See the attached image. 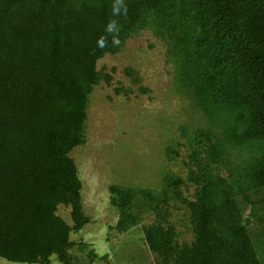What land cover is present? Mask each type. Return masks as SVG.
<instances>
[{
    "label": "trees",
    "instance_id": "1",
    "mask_svg": "<svg viewBox=\"0 0 264 264\" xmlns=\"http://www.w3.org/2000/svg\"><path fill=\"white\" fill-rule=\"evenodd\" d=\"M115 3L0 0V259L49 264L54 256L70 264L69 234L88 220L69 153L84 142L92 88L111 80L96 62L150 31L174 63V85L207 124L191 139L199 148L190 153L195 191L182 200L193 240L174 243L157 208L164 194L148 189L108 186L113 229L135 227L141 208L155 218L140 229L155 264H261L234 200L248 203L264 189V0H123L118 15ZM111 21L117 31L109 33ZM227 149L247 158L233 165ZM209 166L227 170L229 181ZM177 184L162 178V191L176 193ZM59 206L72 226L56 214Z\"/></svg>",
    "mask_w": 264,
    "mask_h": 264
},
{
    "label": "rangeland",
    "instance_id": "2",
    "mask_svg": "<svg viewBox=\"0 0 264 264\" xmlns=\"http://www.w3.org/2000/svg\"><path fill=\"white\" fill-rule=\"evenodd\" d=\"M166 56L165 44L150 31L129 37L114 55L96 62V70L106 73L108 85L100 82L88 96L83 144L69 153L81 182L82 212L88 222L71 231L68 250L70 264H155L142 241L140 229L155 223L151 212L136 209L137 225L126 233L113 226L117 212L109 204L108 186L148 189L164 194L166 204H158L166 223L175 232L174 243L182 247L193 240L188 213L182 200H192L195 191L189 179L194 171L191 139L197 130L206 132L202 113L175 84L174 63ZM116 91V92H115ZM202 154L197 160L206 164ZM247 155L226 150L225 159L234 165ZM229 181L227 170L208 167ZM166 182L179 181L175 191L164 193ZM178 196V197H177ZM264 189L235 203L242 223L250 232L261 264H264ZM253 204H251V203ZM56 214L72 226L67 208ZM0 264L9 263L0 259ZM49 264H61L54 256Z\"/></svg>",
    "mask_w": 264,
    "mask_h": 264
},
{
    "label": "clouds",
    "instance_id": "3",
    "mask_svg": "<svg viewBox=\"0 0 264 264\" xmlns=\"http://www.w3.org/2000/svg\"><path fill=\"white\" fill-rule=\"evenodd\" d=\"M122 6H123V0H116V3L113 5V13L116 14V15L120 14V9H121ZM125 11H126V6H125ZM107 31L109 33H112V32L117 31V29H116V22L115 21H111L108 24ZM99 43H100V46L101 47L104 46L103 39ZM114 43H117L118 44L119 43V40L114 38Z\"/></svg>",
    "mask_w": 264,
    "mask_h": 264
}]
</instances>
